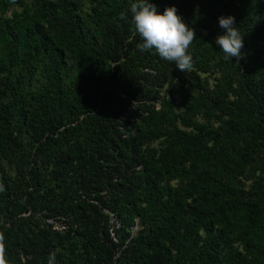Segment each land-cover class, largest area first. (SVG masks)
<instances>
[{
	"label": "trees",
	"instance_id": "16d2710c",
	"mask_svg": "<svg viewBox=\"0 0 264 264\" xmlns=\"http://www.w3.org/2000/svg\"><path fill=\"white\" fill-rule=\"evenodd\" d=\"M133 2L0 0L3 264H264V0H150L196 32L185 72Z\"/></svg>",
	"mask_w": 264,
	"mask_h": 264
},
{
	"label": "clouds",
	"instance_id": "9594fccd",
	"mask_svg": "<svg viewBox=\"0 0 264 264\" xmlns=\"http://www.w3.org/2000/svg\"><path fill=\"white\" fill-rule=\"evenodd\" d=\"M131 22L136 33L142 39L138 45L141 51H155L166 61L174 62L181 72L190 71L193 67V57L188 49L197 37L193 28L189 27L177 14L176 8L167 7L162 13L150 0H134L130 5ZM127 12L120 15V19L126 20ZM219 26L224 29L222 35H218L215 44L225 54L226 58H236L237 64L243 58V34L236 27L233 16H221ZM3 235L0 234V264H3ZM54 260V253L51 254Z\"/></svg>",
	"mask_w": 264,
	"mask_h": 264
},
{
	"label": "built area",
	"instance_id": "2783aa9c",
	"mask_svg": "<svg viewBox=\"0 0 264 264\" xmlns=\"http://www.w3.org/2000/svg\"><path fill=\"white\" fill-rule=\"evenodd\" d=\"M65 227V224L63 223V222H58L57 224H56V228H58V229H62V228H64Z\"/></svg>",
	"mask_w": 264,
	"mask_h": 264
}]
</instances>
